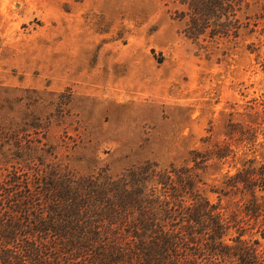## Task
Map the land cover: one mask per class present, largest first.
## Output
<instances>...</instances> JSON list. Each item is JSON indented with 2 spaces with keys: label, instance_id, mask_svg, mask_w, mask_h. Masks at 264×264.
<instances>
[{
  "label": "rangeland",
  "instance_id": "1",
  "mask_svg": "<svg viewBox=\"0 0 264 264\" xmlns=\"http://www.w3.org/2000/svg\"><path fill=\"white\" fill-rule=\"evenodd\" d=\"M236 3L232 27L230 16L193 36L179 0H0V181L193 165L192 152L228 145L202 164L199 187L230 220L227 243L234 218L264 250V215L213 191L227 171L264 160V0ZM46 200L26 219L46 214ZM6 210L3 220L27 222Z\"/></svg>",
  "mask_w": 264,
  "mask_h": 264
},
{
  "label": "trees",
  "instance_id": "2",
  "mask_svg": "<svg viewBox=\"0 0 264 264\" xmlns=\"http://www.w3.org/2000/svg\"><path fill=\"white\" fill-rule=\"evenodd\" d=\"M179 1L188 8L193 36L198 27H227L222 18L230 16L232 27L239 9L238 0ZM215 146L192 152L193 165L162 168L146 161L116 176L107 169L83 179L38 170L22 179L10 172L0 181V209L6 205L27 222L0 218V264H264L259 242L241 238L243 227L232 217L238 234L226 242L230 220L199 187V169L209 156L221 160L231 151ZM250 161L227 171L213 191L246 196L243 212L257 222L264 215V197L257 195L264 189V160ZM36 185L38 192L30 188ZM43 195L50 199L47 213L26 219Z\"/></svg>",
  "mask_w": 264,
  "mask_h": 264
}]
</instances>
